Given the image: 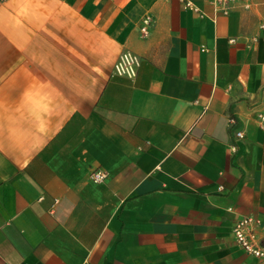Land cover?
I'll return each mask as SVG.
<instances>
[{
  "label": "crops",
  "instance_id": "crops-1",
  "mask_svg": "<svg viewBox=\"0 0 264 264\" xmlns=\"http://www.w3.org/2000/svg\"><path fill=\"white\" fill-rule=\"evenodd\" d=\"M211 1L0 2V264H264V0Z\"/></svg>",
  "mask_w": 264,
  "mask_h": 264
},
{
  "label": "built area",
  "instance_id": "built-area-1",
  "mask_svg": "<svg viewBox=\"0 0 264 264\" xmlns=\"http://www.w3.org/2000/svg\"><path fill=\"white\" fill-rule=\"evenodd\" d=\"M1 1L4 0H0V2ZM211 3L213 6L218 7V11L227 15L231 10L236 8L247 9L250 0H212ZM185 6L196 10L190 3H186ZM151 21V17L148 15L142 19V24L140 26L142 34L147 33ZM232 41L233 40H231V42ZM138 67V57L126 51L120 54L114 65L113 72L119 77L133 79L136 77ZM256 118L259 127L264 129V114L258 113ZM235 136L237 138H243L244 134L242 131H236ZM106 178L107 173L102 169H94L88 173V179L96 183L103 182ZM231 232L235 245L245 254L255 258L264 257V221L251 216H243L234 221Z\"/></svg>",
  "mask_w": 264,
  "mask_h": 264
}]
</instances>
